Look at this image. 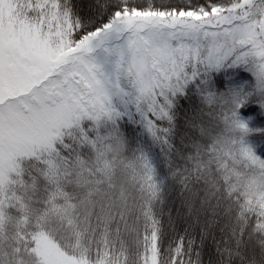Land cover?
<instances>
[{
	"label": "snow or ice",
	"instance_id": "1",
	"mask_svg": "<svg viewBox=\"0 0 264 264\" xmlns=\"http://www.w3.org/2000/svg\"><path fill=\"white\" fill-rule=\"evenodd\" d=\"M0 264H264V0H0Z\"/></svg>",
	"mask_w": 264,
	"mask_h": 264
}]
</instances>
